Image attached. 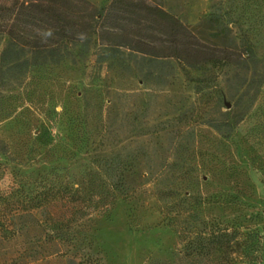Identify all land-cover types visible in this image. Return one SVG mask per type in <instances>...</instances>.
I'll return each instance as SVG.
<instances>
[{
    "label": "rangeland",
    "instance_id": "rangeland-1",
    "mask_svg": "<svg viewBox=\"0 0 264 264\" xmlns=\"http://www.w3.org/2000/svg\"><path fill=\"white\" fill-rule=\"evenodd\" d=\"M150 1L188 27L216 14L240 61L187 75L170 59L154 79L73 45L0 86V264H183L180 233L201 220L256 231L264 249V0ZM169 208L186 215L168 223Z\"/></svg>",
    "mask_w": 264,
    "mask_h": 264
},
{
    "label": "trees",
    "instance_id": "trees-1",
    "mask_svg": "<svg viewBox=\"0 0 264 264\" xmlns=\"http://www.w3.org/2000/svg\"><path fill=\"white\" fill-rule=\"evenodd\" d=\"M48 31L52 32L51 36L46 35ZM1 39V87L10 79L16 82L32 71L59 63L66 48L73 45L92 44L94 61L98 63L110 60L121 64L127 54L140 65V70L146 67V77L154 79L159 78L161 64L170 59L189 75L190 70L208 63L236 64L241 58L229 31L221 26L216 14L211 13L206 21L188 27L150 0H111L106 6H97L90 0H0ZM125 67L131 70L130 64ZM189 79L197 85L204 84L199 78ZM109 167L121 174L126 172L114 162ZM128 188L129 183L123 178L111 182L107 192L113 197L123 196ZM52 189L59 193L61 187L50 184L45 188L44 199ZM170 193L173 192L162 187L157 191L165 208ZM36 197L22 201L26 211L44 204ZM71 197L75 199L73 193ZM168 210L173 211L168 223L186 215L178 208ZM180 236L187 240L183 264H258L264 254L256 231L241 232L220 220H201L189 234L180 233ZM148 264L180 263L153 260Z\"/></svg>",
    "mask_w": 264,
    "mask_h": 264
},
{
    "label": "clouds",
    "instance_id": "clouds-1",
    "mask_svg": "<svg viewBox=\"0 0 264 264\" xmlns=\"http://www.w3.org/2000/svg\"><path fill=\"white\" fill-rule=\"evenodd\" d=\"M46 35H47V36H51V35H52V32H51V31H48V32L46 33Z\"/></svg>",
    "mask_w": 264,
    "mask_h": 264
}]
</instances>
